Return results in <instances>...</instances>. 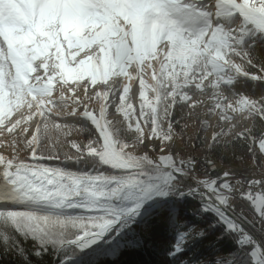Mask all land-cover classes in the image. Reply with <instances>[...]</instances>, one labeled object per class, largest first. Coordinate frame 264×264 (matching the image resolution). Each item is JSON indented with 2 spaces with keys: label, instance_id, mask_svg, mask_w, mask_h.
I'll return each instance as SVG.
<instances>
[{
  "label": "snow or ice",
  "instance_id": "1",
  "mask_svg": "<svg viewBox=\"0 0 264 264\" xmlns=\"http://www.w3.org/2000/svg\"><path fill=\"white\" fill-rule=\"evenodd\" d=\"M174 114L245 148L246 174L175 155ZM180 201L231 242L213 264H264V0H0V252L74 264L176 227Z\"/></svg>",
  "mask_w": 264,
  "mask_h": 264
},
{
  "label": "trees",
  "instance_id": "2",
  "mask_svg": "<svg viewBox=\"0 0 264 264\" xmlns=\"http://www.w3.org/2000/svg\"><path fill=\"white\" fill-rule=\"evenodd\" d=\"M259 55V53H257ZM244 94L247 95H258L259 90L251 89L245 90ZM174 119L179 120L180 123L176 125L177 132L180 133L181 137H184L186 134V128L184 123L188 121V118L181 119L179 115L174 114ZM182 129V131H181ZM89 135L85 133L80 135L78 139L83 141L85 137ZM207 158L218 161L225 166L233 167L239 171H242L247 168L246 161L251 155L245 151V148L235 145L234 141H231L228 144L217 147L215 149H209L207 151ZM220 155L223 157L221 158ZM188 155H185L187 157ZM193 156V155H189ZM257 156H259L257 152ZM194 157V156H193ZM196 158V157H195ZM50 166H60L64 167L67 171L78 172L84 168L83 164H73L71 162H63L59 160L50 163L46 161ZM199 201H192L191 204H185L183 201L177 203L176 207L181 208L187 213H197V205ZM184 214V213H183ZM203 217V216H202ZM156 222L153 230H144L140 226H134L136 228V233H129L128 236L123 240H117L113 242L114 246L119 244H124L127 241L130 243L125 246L126 248L122 249V252L110 258H99L95 260L93 256L95 253H80L75 261L87 257H93L94 259L91 264H164V261L168 259L164 255V250L170 248L176 241L177 231L179 230L176 227L165 225L163 229L158 227V219H153L150 224ZM210 221L203 217L201 229L205 230L207 235L206 237H197L196 243H189L187 246V251L183 255L182 259L177 262V264H208L207 259L211 255L226 257L229 255V252L232 248V244L229 240L221 239L219 232L212 230L209 227ZM180 227V225H179ZM189 225H184L182 228H187ZM176 228V229H175ZM178 229V230H177ZM181 229V228H180ZM141 239L144 243L140 246H134L133 242L136 239ZM103 246V245H102ZM22 247L26 248L28 252L33 250V244L30 241H24ZM0 264H21L20 259L15 253H9L7 251L0 252ZM32 264H59V257H57L52 252H49L41 257H32Z\"/></svg>",
  "mask_w": 264,
  "mask_h": 264
},
{
  "label": "rangeland",
  "instance_id": "3",
  "mask_svg": "<svg viewBox=\"0 0 264 264\" xmlns=\"http://www.w3.org/2000/svg\"><path fill=\"white\" fill-rule=\"evenodd\" d=\"M134 88H135V82H133ZM111 112V110H110ZM71 119V118H69ZM213 126L215 125V121H212ZM184 126L186 128V134L184 137H182V139L178 140V146L175 149V155H193L194 157H196V159L198 157H206L207 158V151L211 148L208 147V143L210 142V129L208 132H205L203 130V127L200 123L199 120L196 119H188V121H186L184 123ZM91 127V126H89ZM182 131V129H181ZM231 141H229L228 143H230ZM227 143V144H228ZM225 144H221L220 146H223ZM259 154V153H258ZM21 157H24L26 154L21 152L20 153ZM151 155H153V157L155 158V153H151ZM220 157L222 158L223 156L220 155ZM55 162V160L50 161V163ZM225 169H232L234 172L237 173H241V172H246L244 170L239 171L236 170L232 167L229 166H225L222 167ZM176 213H177V225L176 228H178L177 230V236L178 233L180 231H186L189 227L194 228L195 230H201V228L198 226V221L197 220H193L190 219L191 216L195 213H187L186 211H183L181 208H177L176 207ZM184 213V214H183ZM156 216H153L150 220V222H152L153 219H156ZM187 222V223H185ZM189 225V227L187 228H182L184 227V225ZM180 225V227H179ZM175 228V229H176ZM181 228V229H180ZM177 239V238H176ZM119 241V240H118ZM195 240H192V244L196 243ZM130 243L127 241L124 244H119L118 246H114V244H106V243H102L100 244L95 250H90L88 253H95V256H93L94 258H96L95 260L99 259V258H110L113 257L115 255H117L118 253L122 252V249L126 248L125 246L129 245ZM103 245V246H102ZM212 256V255H211ZM211 256L207 259L208 262H210ZM93 257H87L84 261L83 259H79L77 261L74 262V264H91L88 262H91L94 258ZM215 258H212V263L214 260L219 259L220 256H212Z\"/></svg>",
  "mask_w": 264,
  "mask_h": 264
},
{
  "label": "bare ground",
  "instance_id": "4",
  "mask_svg": "<svg viewBox=\"0 0 264 264\" xmlns=\"http://www.w3.org/2000/svg\"><path fill=\"white\" fill-rule=\"evenodd\" d=\"M134 90H135V88H134ZM111 110V109H110ZM208 158H206V157H198L197 158V160L198 161H200V162H205L206 160H207ZM219 163V165H220V167L222 168V167H224V164H222V163H220V162H218ZM233 168V167H232ZM235 169V168H234ZM237 170V169H236ZM217 171H219V169H217ZM71 172V171H70ZM245 174H246V172H244ZM190 219H193V220H197L198 221V226L201 228V226H202V219H203V217L201 216V215H199V214H193L192 216H191V218ZM185 223H187V222H185ZM191 243V242H190ZM212 256H215L214 254L212 255ZM211 256V259H210V262H208L207 261V263L208 264H213L212 263V258H215V257H212Z\"/></svg>",
  "mask_w": 264,
  "mask_h": 264
},
{
  "label": "built area",
  "instance_id": "5",
  "mask_svg": "<svg viewBox=\"0 0 264 264\" xmlns=\"http://www.w3.org/2000/svg\"><path fill=\"white\" fill-rule=\"evenodd\" d=\"M201 164H204V162H200ZM240 209H238V211H239Z\"/></svg>",
  "mask_w": 264,
  "mask_h": 264
}]
</instances>
